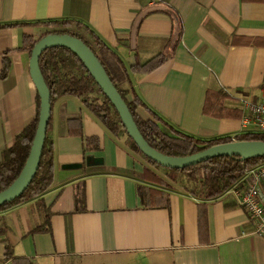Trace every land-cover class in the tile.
Segmentation results:
<instances>
[{
  "label": "crops",
  "instance_id": "0c3cea01",
  "mask_svg": "<svg viewBox=\"0 0 264 264\" xmlns=\"http://www.w3.org/2000/svg\"><path fill=\"white\" fill-rule=\"evenodd\" d=\"M52 20L81 23L125 66L166 52L156 69L133 76V88L151 113L195 138L238 134L248 116L238 100L257 104L264 95V0H0V154L35 116L21 39L39 37ZM207 90L228 93L223 106L240 117L204 115ZM150 112L136 109L142 120ZM49 113L52 181L40 203L0 212V264H12L4 245L30 264H264V235L253 234L230 190L203 202L177 185L163 188L144 170L162 173L76 98H59ZM70 119L80 136L67 133ZM84 138L96 139L97 150ZM41 206L45 231L31 233L43 224Z\"/></svg>",
  "mask_w": 264,
  "mask_h": 264
},
{
  "label": "trees",
  "instance_id": "16d2710c",
  "mask_svg": "<svg viewBox=\"0 0 264 264\" xmlns=\"http://www.w3.org/2000/svg\"><path fill=\"white\" fill-rule=\"evenodd\" d=\"M166 15L171 18V21L177 18L169 13ZM42 24L47 30L35 39L31 36H23L20 50L29 55L34 44L47 35H67L82 42L99 62L111 85L124 102L142 139L157 153L167 157H186L212 146L232 142V137L229 136L202 140L181 132L151 113L137 97L132 83L133 76L147 74L156 69L167 58L166 52L163 51L143 63L135 61L132 65L125 66L113 50L81 23L69 20H52ZM6 68L7 65L3 64L2 71L4 72ZM38 69L49 92L50 108L54 101L59 98H76L112 136L115 138L124 137L125 144L131 151L138 154L153 170L162 173L163 179L146 169L144 170V174L149 176L153 183L163 188H167L171 183L184 188L189 195L203 202L214 200L230 189L240 188L239 179L244 172L264 163V158L240 161L230 157L213 158L181 170L163 168L145 158L138 151L126 135L108 100L71 52L61 47H51L44 50L38 57ZM228 99L230 96L224 90H207L201 111L204 115L214 119H238L240 115L237 111L223 106L224 101ZM137 108H144L150 112V119H140L136 114ZM37 113L38 98L36 95L34 118L15 137L12 145L0 154V192L16 179L23 167L36 128ZM48 127L49 119L33 179L18 198L0 206V212L31 199H36L37 203H40V196L49 188L53 176V155L52 143L48 138ZM67 133L72 136H80L79 120L70 119L67 121ZM83 140L87 149L97 150L96 139L84 138ZM233 140L236 142H264V134L238 133L233 136ZM41 211L44 215L43 224L32 229L31 233L45 231L44 226L47 224L48 215L42 206ZM199 212L198 222L200 226L203 222V216L202 210ZM2 233L3 229L0 228V235ZM3 260H10L12 264H21V262L30 264L21 257H13L11 250L6 245L3 247Z\"/></svg>",
  "mask_w": 264,
  "mask_h": 264
},
{
  "label": "water",
  "instance_id": "95a60500",
  "mask_svg": "<svg viewBox=\"0 0 264 264\" xmlns=\"http://www.w3.org/2000/svg\"><path fill=\"white\" fill-rule=\"evenodd\" d=\"M51 47H61L71 52L82 64L96 86L116 112L126 135L138 151L151 162L167 169L181 170L213 158L246 159L264 158V142L242 141L212 146L186 157H167L150 148L142 139L124 104L99 62L79 40L67 35H47L38 40L30 50L28 75L38 98L36 128L30 143L27 157L16 179L0 192V206L18 198L34 177L45 138L49 119V92L38 69V57Z\"/></svg>",
  "mask_w": 264,
  "mask_h": 264
},
{
  "label": "built area",
  "instance_id": "2783aa9c",
  "mask_svg": "<svg viewBox=\"0 0 264 264\" xmlns=\"http://www.w3.org/2000/svg\"><path fill=\"white\" fill-rule=\"evenodd\" d=\"M239 107L248 116L240 123L239 133L264 134V95L255 104L245 99L238 100ZM232 142H236L231 138ZM242 187L230 189L239 208L246 211L253 224V234L264 235V194L259 185H264V163L245 171L241 176Z\"/></svg>",
  "mask_w": 264,
  "mask_h": 264
}]
</instances>
